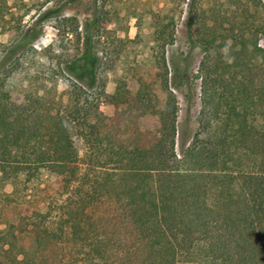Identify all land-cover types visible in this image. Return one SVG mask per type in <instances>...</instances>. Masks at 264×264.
<instances>
[{"label": "trees", "instance_id": "trees-1", "mask_svg": "<svg viewBox=\"0 0 264 264\" xmlns=\"http://www.w3.org/2000/svg\"><path fill=\"white\" fill-rule=\"evenodd\" d=\"M108 1L81 23L64 14L76 0H43L26 26V4L0 0V264H264L263 0ZM43 15L58 54L34 47ZM83 28L101 65L121 66L110 94L67 77ZM50 178L56 192L33 199Z\"/></svg>", "mask_w": 264, "mask_h": 264}, {"label": "rangeland", "instance_id": "rangeland-1", "mask_svg": "<svg viewBox=\"0 0 264 264\" xmlns=\"http://www.w3.org/2000/svg\"><path fill=\"white\" fill-rule=\"evenodd\" d=\"M20 1V0H18ZM22 4H26V9L21 8L22 12L23 11H27L28 9V13L29 15L23 19L24 25L29 26L32 24L33 21L36 20L38 15H42V13L47 9L52 7V4H48L46 5L44 8H41L42 4H43V0H21ZM88 1L90 0H76V2L69 7L68 9L64 10V14L65 15H72V14H76L78 15V18L80 20V22L84 23L85 19L88 17V13L86 11V7L88 6ZM141 1H145V0H141ZM150 3V6L152 9H155V4H153L152 0H147ZM105 2V6L110 7L111 3L108 0H98V5H102V3ZM84 3V6H82ZM143 3V2H142ZM11 4V3H10ZM82 4V5H80ZM153 4V5H152ZM263 4H264V0H263ZM112 7H118V8H123L124 5L121 3H113ZM14 11V10H13ZM21 14V11H20ZM7 17V16H6ZM55 21L54 18H46L42 17V21L40 22V27L42 29V35L40 36V38L38 40H36L33 44L35 45L34 47L37 50L42 49V47H46L49 45H52L55 48V53L58 54V47H56L58 45L57 40H56V36L54 34V30L52 29V26L54 25ZM147 23H145L144 25L146 26ZM84 28L82 30V34H83ZM136 33L135 27H134V21L130 22V30H129V36L132 38ZM145 33H147V30H145ZM83 39L80 43V46L78 47V51L77 48L75 47V44H72L71 46H69V54L71 59H74V63H72L69 68H66V74L67 77L79 82L80 84H82L83 86H85V88H87L88 90H94L96 89V87L103 89L106 93L110 94L114 87H115V80L118 76V74H120V64L119 66L114 70V71H109L107 70L103 65H101L100 59H101V55L99 52L96 51V49L93 47L92 45V41L91 38L88 34H83ZM8 40L9 37L7 36V34L4 33L2 27L0 26V66L3 63V60L5 63H7V60L4 59L5 57V50L7 49V45H8ZM182 43L183 40L180 38L179 42H178V47L177 49L173 50V54H178V51L180 50H184L182 48ZM260 46L264 49V38H262L259 41ZM151 46V44L149 43V41H147V39H144V42H142V48H136V52L137 55H142L144 57V59H146V55L148 52V48ZM140 51V53H139ZM139 53V54H138ZM17 56V55H16ZM15 56L12 57V59ZM201 58V54L198 51H194L192 52L189 56H188V61L190 63V68L191 71L193 73V75H196L197 72V67H198V62ZM132 59V58H129ZM2 67V66H1ZM1 69V68H0ZM148 70V66H143L142 67V74L144 73V77L149 80L150 77L147 73ZM95 73V75H93ZM96 76V84L93 82H88V80L91 77ZM15 81L13 80V86L15 88H20L21 84L23 85L22 87H24L26 84L24 82H20L21 78L19 75H15L14 76ZM20 79V80H19ZM19 80V81H18ZM67 80H60L58 82V86L57 89L59 91H63L66 88L67 85ZM102 85V86H101ZM12 88V87H10ZM194 89H196V93H198L199 90V81L197 79H194ZM178 98H179V102H180V106L182 107V109H184V103H182V100L180 98V94H178ZM100 110L103 114H105L106 116H112L114 114L115 111V107L111 104L108 103H103L100 106ZM200 110V105H199V100L198 97L196 99L195 105L191 108V115H190V127L191 129H195V127L197 126L196 123V117L197 114ZM153 122V121H152ZM74 143L75 146L79 152V155H83L84 153V147L82 145L81 140L74 136ZM42 185L40 186V190L37 192L36 197L33 199H42L43 197H47L48 195H53L56 190L58 189L57 186V181L54 178H50V179H43ZM12 187L10 185L6 186L5 191L6 192H11ZM40 194V196H39ZM32 195V194H31ZM33 196V195H32ZM25 243H27V239H24Z\"/></svg>", "mask_w": 264, "mask_h": 264}]
</instances>
